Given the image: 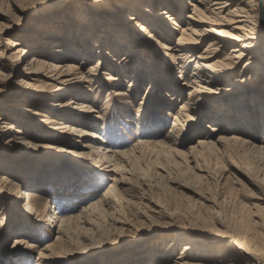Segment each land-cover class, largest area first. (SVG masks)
<instances>
[{
	"label": "rangeland",
	"instance_id": "rangeland-1",
	"mask_svg": "<svg viewBox=\"0 0 264 264\" xmlns=\"http://www.w3.org/2000/svg\"><path fill=\"white\" fill-rule=\"evenodd\" d=\"M125 1L127 0H0V52L11 40L23 37L26 39L23 41V48H28V43L38 42V39L35 40L38 37L48 40L46 53L61 49V45L55 48V43H51L52 37L56 39L53 42L58 41L69 46L76 31L71 33L72 29L66 26V20L76 14L79 6L85 2H95L97 7L104 6L101 10L105 11L108 8L117 9L118 5L121 6ZM185 1L188 5L191 0ZM188 8L186 13L189 12L190 6ZM124 16L126 15L122 17ZM94 33L84 39L87 44L81 47L82 54L92 47L91 40L97 37L102 39L104 36L97 31ZM31 36H34V39H31ZM177 36L178 32L171 36L170 42H176ZM162 42L159 41L160 44ZM136 43L139 42H134V45ZM131 45L133 46V43ZM205 45L206 43H203L200 46L199 52L204 50ZM106 46L101 49L104 54L115 52L118 56L111 59L109 66L103 65L99 68L98 80H95L98 82L88 84L76 80L67 90V94L61 95L63 97L60 98L56 97L52 88H47L43 79L33 82L20 74L36 53L31 52L21 57L18 69L13 66L14 62L3 59L11 63V67L0 70V120L6 119L7 122L3 123L0 129V264H150L152 259L154 264L164 260L163 263L174 264L180 256L187 257V263L197 260L199 264H232L228 262L226 246L230 240L237 239L253 247L258 245L259 251L264 254L262 100L260 104L248 101L247 109L243 111L239 108L240 111L238 109L233 112V116L242 117L241 124L236 126L237 133L243 136L245 134L249 137L247 140L255 141L256 144H230L228 151H206L203 156H199L188 151L204 137L202 134L186 132L187 139L184 145L178 148L184 155L179 156L165 146H156L145 150L137 162H133V158L130 162L126 160L128 166L126 164L124 179L117 183V188L123 196L121 201L113 204V210L99 207L98 213L97 210L95 212L89 209L92 203L99 202L109 186L116 182L112 180L122 179L121 175H116L113 167L100 163L97 156L85 154L89 151L86 145L94 144L89 135L84 136L81 132H75L73 135L68 132L61 134V130L57 129L61 121H70H63V114L59 116L54 109L58 110L60 103L66 104L71 100L76 105L86 102L93 107L92 111L79 114L82 115L80 118L71 115V120L82 124V130L88 134L99 132L107 141L105 146L113 150L129 151L136 148L135 144L139 138L152 144L165 142L175 114L187 99L190 90L184 85L185 74L175 67L172 81L183 86L181 96L174 97L173 93L167 94L166 90L161 88L157 96L161 97L158 104H162L163 113H155L156 109L151 107L146 116L153 115L152 124H156L157 128L154 130L158 135L148 132L136 134L137 118L147 109L149 103L143 104V107L139 106L146 87L142 85L141 89L129 90L126 78H130V75H118L115 71L119 70L112 71L108 68L113 66L115 69L126 51L120 54L111 46ZM155 49L152 50L155 51L153 54L164 62V52ZM122 50L123 48L120 51ZM49 55L59 58L62 54L50 52ZM46 61L48 64L70 61L72 63L77 62V59L72 60L69 56ZM137 63H140L139 59ZM96 64L93 59L91 62L86 61L82 66L79 65V68L83 67L86 71ZM192 67L194 64H191ZM108 78L114 81H108ZM254 78L250 79L253 83L259 75ZM24 81H30L40 87L39 89L52 92L51 96H47V99L51 98L48 102L35 105L42 114L36 121L43 123L44 119L57 116V119H53L56 123L49 126L45 124L42 130L35 127L36 123L24 128V123L22 128L25 135H6L8 123H12L17 129L21 127V122L15 121L19 119V105L10 99H14V95L15 98H19L20 94L24 95L20 92ZM222 87L230 89L231 84L227 83ZM85 92L89 94L86 95ZM136 93L137 96L134 95ZM51 100L52 102H49ZM76 105L68 106L77 108V111H74L78 113L80 109ZM10 112L11 115L8 114ZM84 122H96L93 126L98 127H88ZM198 123L195 118L189 126ZM213 127H217L215 123L205 120L201 131L204 134L213 133L215 138L236 132L231 131L232 126L227 128L228 132H213ZM95 143L94 145L98 144L96 141ZM4 176L12 183L7 182L2 186ZM33 178H38L39 182H32ZM26 191L36 192L34 194L40 196L38 198L43 201L42 212L30 214V211L23 207ZM66 197L70 201H64L63 207L66 204L67 208L65 207L66 211L63 213L59 210V216L84 218H81V223L72 225V232L64 236L62 241H57L61 227L59 219L55 221L54 217L58 202ZM101 209L103 210L100 211ZM155 210L160 214H154ZM93 221H97L96 228L92 224ZM20 225H26L29 229L19 230ZM18 238L26 240L27 243L17 244ZM192 242L205 248V253L185 250L184 247ZM51 243L55 245L44 254V248ZM169 246H173L171 250L175 251L165 253L166 259L152 258L153 254L158 251L159 254ZM182 252L184 255H181ZM41 254L50 257H41ZM201 256L205 260H201Z\"/></svg>",
	"mask_w": 264,
	"mask_h": 264
},
{
	"label": "bare ground",
	"instance_id": "bare-ground-1",
	"mask_svg": "<svg viewBox=\"0 0 264 264\" xmlns=\"http://www.w3.org/2000/svg\"><path fill=\"white\" fill-rule=\"evenodd\" d=\"M184 2L186 1L127 0L121 6L118 5L117 9L111 10L108 8L105 11L101 10L104 6L97 7L95 2H85L84 5L78 7L75 15L68 17L66 20V26L72 29L71 33L73 34L76 31L75 37L72 36L74 38L71 45L67 46L58 41V43L53 42L56 39L52 37L53 41L51 43H55V48L61 45L59 47L61 49L50 50L46 53L45 48L48 40L38 37L35 38V40L38 39V42L28 43V48H23L26 40L23 37L18 40H11L6 48L0 52V70L11 67L10 64L13 62L15 63L13 65L15 69H18L21 57L31 52L36 53L29 64L22 68L20 74L33 82L37 81V79L39 81L40 78L43 79L46 81L47 88H52L56 97L60 98L63 97L61 95L67 94V90L71 88L76 80H82L88 84L98 82L95 80H98L99 68L103 65L105 67L109 66L111 59L118 56L115 55V52H113L114 55H110L113 54L111 52L104 54L101 49L106 48V45L111 46L120 54L126 51L124 52L125 54H122L123 57L120 59L119 65H116V68L114 67L115 69H113V66L108 68L112 69V71L119 70L115 71L118 75L121 73L125 77L130 75V78H126L129 90L141 89L142 85L146 87L145 94L140 98L141 103L139 106L143 107V104L149 103L147 109L137 118L138 128L136 134L138 135L146 132L158 135L154 130V128H157L156 124H152V121H154L153 115L146 117L149 113L148 111L151 107L152 109L154 107L156 109L155 113H163L161 111L164 109L162 104H158L161 97L157 96V92L161 88H164L167 94L173 93L172 96L174 97L181 96L183 86L172 81V75L175 67L180 68L181 72L185 74L184 85L190 89L187 94L188 97L175 114L173 125L165 136V142L152 144L145 139L139 138L137 144H135L136 148L132 150H113L109 146L104 145L107 141L99 132L94 131L92 134H88V132L82 130V124H77L71 120V115L79 116L78 118H80L82 115L79 114H87L92 111L93 107L87 105L86 102H79L76 105L71 100L66 104L60 103L58 110L54 109L59 113V116L63 114L61 117L63 121H70H61V125L57 127V129L61 130V134H67L68 132V134L73 135L75 132H81L84 136L89 135L94 144H96L95 141L98 144L94 145L91 143L86 145L89 151L85 154L97 156V160L100 163L113 167L116 175H121L122 179L112 180V182H116L109 186L99 202L92 203L89 208L92 211L97 210L98 212L99 207L113 210L114 205L117 202L119 203L123 197L121 190L117 188V183L122 182L124 179L123 174L127 171V161H131V158H133V162H137L141 159L140 156H143L144 151L151 147L165 146L179 156L184 155L178 148L184 145L187 133L202 134L204 137L199 139L197 145L190 147L188 151L190 154L196 153L199 156L206 151V153H209L208 151L217 152L220 149L228 151L230 144H256L255 141L247 140L246 138L249 137L245 134L243 136L237 133L236 126L241 124L242 117L233 116V112L239 108L243 111L247 109V106H249L248 101L252 104L259 103L261 100L264 101V0H191L188 5ZM189 6L190 10L186 13ZM123 15L126 16L122 17ZM93 31H97L104 36H102V39L97 37L91 40L93 41L92 47L82 54L81 47L87 44L84 39L86 36H93L95 34ZM177 32L176 42L171 43V36ZM1 34L2 32H0ZM105 37L107 40H105ZM31 39H34V36H31ZM159 41L163 42L160 44ZM134 42L139 43L134 45ZM132 43L133 46L131 45ZM203 43H206L205 48L202 52H199ZM121 48H123L122 51H120ZM155 48L164 52V62H161V59L156 54H153L155 51L152 50ZM50 52L62 55L59 58H54L49 55ZM125 55L127 56L125 57ZM69 56L72 60L77 59V62L48 64L46 61L51 58L59 60L60 57ZM3 59L9 60L11 63H7ZM93 59L97 64L90 69L84 71L83 67L79 68V65L82 66L86 61L91 62ZM137 59L140 60V63H137ZM191 64H194V67L191 68ZM257 74L259 78L253 83V80L250 79H253ZM107 80L114 81L112 78ZM24 83V86L20 89V92L24 95L20 94L19 98H15L14 95L12 97L14 99H10L19 105L17 106L19 108V119L15 121L21 122V127L17 129L15 125L8 123L5 134L11 133L10 135L12 136L13 133L17 136L25 135V130L22 128L24 123L26 124L24 128L36 123L35 127L39 130H42L45 124L49 126L56 123L53 119H57V116L44 119L43 123L36 121L42 114L36 109L35 105L39 104V102H48L51 98L47 99V96H51L52 92L41 90L39 89L40 87L35 86L30 81H24ZM227 83L231 84L230 89L222 87ZM81 93L83 94V92ZM84 94L87 95L89 93L85 92ZM137 94L134 95L137 96ZM117 95L120 94L117 93ZM35 100H37L36 103L34 102ZM49 102H52V100ZM68 105H76L80 111L77 113L75 112L77 108L75 109V107ZM250 109L252 110V108ZM11 113L8 114L11 115ZM195 118L199 123L189 126ZM205 120H210L216 124V128H210L213 132H228L229 129L227 128L231 126V131L235 130L236 132L229 136L222 135L216 138L212 132H210L212 134H204L201 131V125ZM3 123H7L6 119L0 120V129H2ZM94 123L85 124L88 127H98L93 126ZM2 179L1 183H4L2 186H5L7 182L12 183L6 176ZM32 182L38 183L39 180L38 178H33ZM34 193L36 192L26 191L24 196L23 207L28 212L30 211V214L42 212L43 201L38 198L40 196ZM143 194L145 195V193ZM64 201L70 200L66 197L61 199V202H58L56 217H54L55 221L59 219L58 223L61 227L60 237L57 238V241H62L64 236L72 232L71 227L74 223L77 222L79 224L82 221L81 216L78 219H75L74 216L67 218L59 216L61 211L62 213L66 211L65 207L67 208V205L65 204V207H63ZM59 210L61 211L59 212ZM85 211L87 212V210ZM154 214L158 215L160 213L155 210ZM92 224L95 228L97 227V221H93ZM27 228L29 229L26 225L18 226L19 230L26 231ZM121 229L124 230L123 228ZM16 243L24 244L27 241L18 238ZM54 245L55 243L47 245L44 248V254L50 251ZM188 245L184 247L187 251L197 250L201 254L205 253L203 251L205 248H201L202 246L196 242ZM173 248V246H169L159 254L158 251L153 254L152 258L158 257L161 258L160 260H164L166 259L165 253L175 251V249L171 250ZM226 251L229 263L264 264V254L259 251L258 245L253 247L243 240H230L227 243ZM183 253L181 255H184ZM43 256L50 257V255L41 254V257ZM201 257V260H205L203 256ZM186 259L187 257L180 256L179 260L174 264H199L197 260L187 263ZM164 261H160L158 264H171V262L163 263ZM154 262V259H152L150 264H154Z\"/></svg>",
	"mask_w": 264,
	"mask_h": 264
}]
</instances>
